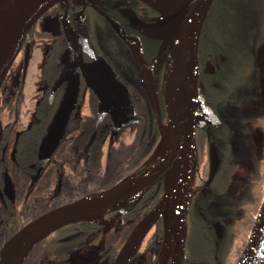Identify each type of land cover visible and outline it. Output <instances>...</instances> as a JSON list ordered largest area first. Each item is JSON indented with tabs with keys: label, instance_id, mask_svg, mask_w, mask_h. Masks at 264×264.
Instances as JSON below:
<instances>
[{
	"label": "flooded vegetation",
	"instance_id": "af4514ba",
	"mask_svg": "<svg viewBox=\"0 0 264 264\" xmlns=\"http://www.w3.org/2000/svg\"><path fill=\"white\" fill-rule=\"evenodd\" d=\"M111 5L91 0H67L54 5L43 15L45 17L43 24L39 26L42 28L36 27L37 21L31 29L1 86L0 257L6 242L24 225L46 212L71 202L62 201L61 198L64 197H60L59 192H56L52 194L51 200H47L45 197L27 198L19 211L15 202L12 201L10 193L5 189L7 184L9 188L13 186L12 188L15 189L19 186L28 187L36 184L57 186L60 189L63 185L68 184L66 176L63 173L60 175V170L63 171L62 165L67 162V170L70 171L75 168L71 163L72 156L77 153L81 155L87 148L89 153L94 144L91 132L96 133L97 130H100L101 133H104L103 129H106L102 136L104 139L107 132L113 130V121L110 115L106 113L102 117L99 116L100 103L80 76L79 69L71 71L75 51L71 47L70 37H75L76 49H79L84 62L92 63L103 57L128 91L132 87L123 82L118 73L130 72L138 79L139 64L154 71V65L161 67L170 61L172 45H167L158 56L162 42L151 39L138 22L135 23L121 10L132 11V15L137 20L147 24L155 23V19L160 17V14L137 0L128 3L123 8ZM83 26L89 30V37L85 36L86 39L80 32ZM14 67L19 70L15 76L12 71ZM74 75H78L80 81V93L77 98L79 99L81 96L84 98L89 93V101L94 102L96 107L94 113L86 116L84 124L81 125H77L78 122L75 120L77 117L71 114V110L62 122H59L58 116L62 102L71 90V78L73 79ZM31 79L36 88L37 85L38 89L40 86H44L43 90L45 91L40 96H32L36 98L34 100L36 102L34 104L35 113L28 116L21 113V107H23L26 96L24 89ZM129 96L139 116L136 107L137 101L131 92ZM43 103L47 104L45 105L47 113L41 114L40 109ZM207 131L206 134H209ZM30 133L38 134L32 144L35 148L36 158L21 159L22 149L26 148L27 137ZM154 140L155 136L152 137L151 144ZM207 140L210 153L213 141L211 137H207ZM66 142H68V148H64ZM66 150L67 160L62 158L60 161L59 156L61 157ZM211 164L210 158L208 166L204 168V185L196 192L188 209L186 250L191 251L197 241L198 228L195 223L196 216L200 214L209 224L207 229L216 237L219 236L215 240L218 241V246H222L223 253H226L225 264H229V255L225 246L232 244L236 240V236L242 233L241 227L249 223L246 208L257 203V199L260 197L257 191H261L260 186L264 179V172L262 168L260 172L263 176L262 180L253 187V178L255 182L257 175L254 177L250 169L245 182L235 189L239 182L235 181L230 184L231 175L223 174L220 169L222 167H219L218 164L213 177L210 178L213 168ZM218 187L227 190L224 196V192L221 193V189ZM164 188V184L154 185L142 197H135L136 199L127 197L128 199L110 207L104 214L103 222L105 224L84 221L71 225V228L62 227L54 231L33 246L23 264H28L33 251H37L38 256L33 264H104L108 252L120 253L133 229L143 219L142 216L151 210V206L145 207L144 202H149L147 198H151L152 202L154 200L152 198H160ZM234 189L236 192L232 191ZM137 198L140 199L137 200ZM238 204L241 205L237 206ZM123 221L128 222V227L126 230L121 228L117 234L118 245L112 246L110 242L116 235L112 227L122 225ZM108 230H112V232L106 233ZM107 245L112 247L108 251H106ZM95 253L96 258L92 259Z\"/></svg>",
	"mask_w": 264,
	"mask_h": 264
},
{
	"label": "rangeland",
	"instance_id": "374dc122",
	"mask_svg": "<svg viewBox=\"0 0 264 264\" xmlns=\"http://www.w3.org/2000/svg\"><path fill=\"white\" fill-rule=\"evenodd\" d=\"M8 0H0V5L4 4ZM92 2H99L101 4L103 3H110L111 6L120 7L123 8L128 3H133L135 0H91ZM142 2L141 0H137ZM259 1V0H258ZM66 2V1H61ZM144 3V2H142ZM145 4V3H144ZM147 5V4H145ZM149 6V5H147ZM152 8L151 6H149ZM154 9V8H152ZM155 10V9H154ZM122 12L126 13L128 18L133 19L135 23H139V25H145L146 27L152 24H147L135 18L134 15H132V11L128 9H122ZM45 17H41L36 27L38 28L43 23ZM156 25L160 24L161 18L157 17L156 19ZM42 28V27H39ZM85 38V36L89 37V30L83 26L80 31ZM81 38V37H80ZM86 39V38H85ZM102 40H105V38H102ZM158 40V39H156ZM161 41V40H160ZM178 37L175 35L171 40L172 45V52L170 53V60L167 64V68L165 70L164 75H159L161 78V81L165 78L164 87H163V103L164 106L160 103L161 107V122L162 124H166L169 120V107L167 104L166 96H165V90H166V81H167V73L168 69L173 63L175 51L178 47ZM259 57L262 65V69L264 68V49L261 48L259 50ZM115 62V61H114ZM143 66V65H141ZM139 67V66H138ZM138 74H142V70L145 71V73L149 75L154 76V72L152 69L139 67ZM13 75L15 76L16 73L19 71L17 67L13 68ZM152 71V73H151ZM120 79H123V82L127 83L129 87H132L129 91V93H132L133 98L136 102V107L139 112V116L141 119L134 125L127 126L126 128L120 130V131H110L107 132L106 138L102 139V136L105 134V130L103 129L104 133H101L100 130H97L96 133L91 132V136L94 139V144H99L100 146V154L96 157V160L93 159V151L89 150L88 148L84 150V152L81 155H78V153L75 156H72L71 163H73V168L70 171H68V167L65 165H62L63 171L60 170V175L62 173L66 176L68 184L63 185L60 189L57 186H47L45 184H36L34 186H28L23 187L19 186L16 189L12 188L13 186H10V188L7 186L5 187L6 191L10 193V196L12 198V201L15 202L16 206L18 207V210L20 211L22 209V204L24 201L27 200V198H38V197H45L47 200H51V196L53 193L59 192L60 197L62 201L65 202H74L80 197H84L85 195L91 194V193H97L104 191L106 189L111 188L112 186L130 178L139 176L143 173H149L154 169L155 160L159 156L160 149L165 141V138L163 134H161L158 126V130L160 132V136L158 137L156 144L152 145L151 139L146 140L147 138V132L150 133L151 131V122H152V116L153 113L151 112L152 106L150 103V100L146 94V91L142 85V81L140 77L138 76V79L136 76L131 75L130 72H124V73H118ZM154 78V77H153ZM73 79L80 83L79 76L74 75ZM264 80V76H263ZM8 84H11V81L8 82ZM34 82L31 79L28 85L25 87L24 92L25 95V101L23 104V107H21V113L23 115L30 116L31 114H34V104L36 103L34 100L36 98H33L32 96H40L42 92L44 93L45 90L44 86L38 89L33 85ZM80 93V89L78 92V96ZM82 95V93H81ZM46 103L42 104V107L40 109L41 114L47 113L46 110ZM94 102L89 101V93L86 94V97H80L77 98L74 104V107L71 111V114H74L77 118V125L78 124H84V119L86 116L91 115L94 113L95 109ZM93 112V113H92ZM205 108L202 104L199 105L197 109V117L199 120H201L204 117ZM200 123V121L198 122ZM77 129V128H76ZM198 127L196 128V140L194 142V148H193V158L190 168V182L192 186V195L191 199L188 204V208L186 211V232H188V209L191 204V200L195 197V194L198 190H200L204 185V179H205V172L204 168L208 166L210 162V153L208 151L209 149V142L208 140L203 139L202 137L199 139L198 137ZM208 132V131H207ZM260 134H257L256 137V151H257V158L260 161V164L262 165L263 172H264V128L260 130ZM152 135V131L151 134ZM146 136V138H145ZM38 137L37 133H30L28 134L27 141H26V148L22 149L23 154H21V159H30V158H36L35 156V148L32 146V144L35 142L36 138ZM71 138V136H70ZM143 143H149L150 147L149 150L151 152L150 155H146L144 157H140L138 161L139 151L141 150V146ZM146 144V146H147ZM68 142L64 145V148H68ZM211 150V148H210ZM88 154V157H87ZM147 154V153H145ZM35 156V157H34ZM67 150L62 153V156L60 158V161L62 158L67 160ZM93 159V160H92ZM92 161V162H91ZM212 165V164H211ZM240 176L238 178V185H236L235 189H237L243 182H245L246 177L248 176L250 172L249 166H242L239 169ZM57 174V171H56ZM70 178V180H68ZM167 180V177L164 179V187H165V181ZM71 181V182H70ZM9 183V182H8ZM12 188V190H11ZM261 191L259 192V198L257 199V203L254 204V206H248L246 209L248 211V219L249 223L245 226L241 227V232L236 236V240L232 244H226L225 249L228 252L229 255V264H236L238 258L240 257V254L242 250L244 249L249 234L251 232L252 226L254 224V220L256 218V215L260 209V206L263 201L264 197V179L261 183ZM232 190L233 192H236ZM160 198H157L156 202H153V206L151 204V200L149 202H144L145 207L151 206L153 208L161 205L164 203L163 196L165 194V188ZM31 196V197H29ZM136 199V198H135ZM151 199V198H150ZM155 199V198H152ZM35 200V199H34ZM138 200V199H137ZM154 201V200H153ZM70 203V202H69ZM17 210V211H18ZM143 215L142 217H144ZM141 217V218H142ZM246 220V219H245ZM242 220V221H245ZM91 222H97L105 224L103 221L98 222L96 220H90ZM131 223V222H130ZM129 223V224H130ZM135 223V221H134ZM123 227V230L127 229L128 222L122 223V225H116L112 227L116 233L115 237L110 242V245H118V233L121 231V228ZM112 232V230H108L106 233ZM158 235L157 239L154 237ZM8 236V235H7ZM7 238V237H6ZM5 238V239H6ZM186 239H187V233H186ZM155 247V250L152 247ZM187 246V245H186ZM103 248V246H102ZM112 247L107 245L106 251L110 250ZM116 248V247H115ZM119 248V247H118ZM187 250L185 248V257H187ZM119 253L118 252H108V254L105 256L106 262L104 264H117ZM37 251H33L29 257L28 264L35 263V260H37ZM96 258V253L92 256V259ZM71 259V257H70ZM177 259V250H176V242L174 239L173 234L168 230L165 217L163 215H159L153 223L149 226L147 229L139 247L131 257V259L128 261L127 264H175ZM185 259V258H184ZM184 261V260H183ZM23 264V263H22Z\"/></svg>",
	"mask_w": 264,
	"mask_h": 264
},
{
	"label": "trees",
	"instance_id": "16d2710c",
	"mask_svg": "<svg viewBox=\"0 0 264 264\" xmlns=\"http://www.w3.org/2000/svg\"><path fill=\"white\" fill-rule=\"evenodd\" d=\"M154 11L159 14L157 10ZM261 48L264 49V0L211 2L199 36L198 84L200 101L205 110L215 116V120L211 123L201 121L198 137L206 140L211 137L216 147L218 165L222 167L220 169L223 174L228 173L232 177L230 184L238 181L242 166H249L251 174L254 177L257 175L255 182L253 178V187L263 177L256 151L257 134L264 128V68L262 69L258 53ZM159 52L158 56L161 54ZM167 66H153L154 83L162 106L165 78L161 81L159 75L165 74ZM151 112L152 135H149L151 131L147 132L145 138L152 140L155 136L152 143L154 145L160 132L155 112L153 109ZM206 130L209 134H206ZM146 144L141 146L138 161L140 157L150 155V145ZM99 149L97 143L90 149L95 160L100 154ZM159 184H164V179L156 185ZM220 189L224 196L227 190L223 187ZM156 200L157 198L153 202ZM239 205L241 204L237 206ZM82 222L84 221L70 223L64 227L71 228V225ZM208 225L200 214L196 216L197 241L191 251L187 249L184 264L226 263V253H223L222 246H218V241L215 240L219 236L211 233L207 229ZM158 235L160 234L154 238L157 239ZM152 248L155 250L154 246Z\"/></svg>",
	"mask_w": 264,
	"mask_h": 264
},
{
	"label": "water",
	"instance_id": "95a60500",
	"mask_svg": "<svg viewBox=\"0 0 264 264\" xmlns=\"http://www.w3.org/2000/svg\"><path fill=\"white\" fill-rule=\"evenodd\" d=\"M21 6V12L14 20L11 28L8 30L6 36L2 39V45L0 47V89L5 81L13 63L17 59L23 44L25 43L31 29L34 27L36 22L54 5L61 1L67 0H19ZM145 4L151 6L157 10L160 14L161 22L160 24L153 23L152 25L145 26L141 25L146 31V33L153 39L161 40L162 45L160 52L171 43L172 38L176 35L178 37V47L175 51V55L181 49L185 61L188 63L189 76H190V87H191V98L189 101V117H190V131L192 138L195 142L196 140V128L199 126L201 121H206L211 123L215 120V116L205 110L204 117L199 120L197 119V109L201 103L199 95V63H198V43L201 28L204 19L207 15L210 4L213 0H156L158 7H155L145 0H141ZM205 1H209V6L203 18L198 33L197 41L193 44L191 40L190 33L187 27V21L194 10L203 4ZM142 23V22H141ZM143 24V23H142ZM182 28H181V26ZM70 43L74 52L73 67L71 71L78 68L80 71V76L85 81L86 85L93 92V94L98 99L101 109L99 111V116L102 117L108 113L113 121V130L120 131L125 126H130L136 124L140 117L137 114L136 108L133 101L130 99L129 91L126 86L115 76L112 71V67L105 61L103 57L98 58L92 63L84 62L81 59L79 49H76V40L74 36L70 37ZM175 59V57H174ZM139 67L141 64H139ZM142 81V85L146 91L148 75L142 70V74H138ZM152 78L153 75L151 74ZM154 82V78H153ZM167 83V81H166ZM155 84V83H154ZM71 90L67 93L65 99L63 100L58 116L59 122H62L66 116L72 111L76 98L79 92V83L71 78ZM156 101L152 102L150 100L153 111L155 112L156 119L158 122L159 130L162 133V122H161V105L159 96L156 90ZM200 121V123H198ZM188 137L187 128H183L177 136L176 147L172 159L170 160L168 166L158 174L157 180L149 187L147 190L141 194L142 197L146 192H148L154 185L159 183L161 180L167 177L168 173L176 165L179 158L183 155L186 147ZM210 157L212 163V171L210 178L213 177L215 169L217 167V152L216 147L212 143L210 150ZM157 174L153 172L143 173L139 177H154ZM125 181V180H124ZM120 182L113 187L121 188L123 182ZM177 179L174 180L169 186L165 183V194L163 196L164 203L167 202L172 194L174 193ZM112 188V187H111ZM87 196V195H85ZM84 196V197H85ZM83 198V197H82ZM128 199L125 194H117L112 197L107 203L105 208L102 210L101 214L104 219V214L107 210L120 203L121 201ZM140 199V198H137ZM75 202V201H74ZM70 202L67 204H73ZM62 205L56 209L42 214L36 219L30 221L19 229L15 234H13L9 240L6 242L2 255L0 257V264H8L10 259V253L13 243L20 237L25 236L27 233L40 226L45 222L56 221L62 219L63 222L56 228V230L70 224L79 221H90L94 220L93 217L86 215L71 217L63 212L64 207L67 205ZM164 204H161L153 209H151L143 219L136 225V227L131 232L129 238L123 245L117 260V264H127L123 263V252L130 245V243L135 239L138 233L141 231L143 226L151 220L153 217L155 219L160 215V208ZM154 219V220H155ZM153 220V221H154ZM153 223V222H152ZM55 230V231H56ZM53 233V232H52ZM187 233V232H186ZM46 238V237H45ZM44 239V238H43ZM185 248H186V234L183 242V247L181 252L178 251L177 246V259L175 264H182L185 258ZM236 264H264V198L261 207L254 220L253 227L248 237V241L242 250L240 257L238 258Z\"/></svg>",
	"mask_w": 264,
	"mask_h": 264
},
{
	"label": "bare ground",
	"instance_id": "6f19581e",
	"mask_svg": "<svg viewBox=\"0 0 264 264\" xmlns=\"http://www.w3.org/2000/svg\"><path fill=\"white\" fill-rule=\"evenodd\" d=\"M145 1L158 7L156 0ZM20 5L19 0H8L0 5V47L2 39L21 12ZM208 6L209 1H205L194 10L187 21L193 44L197 41L200 26ZM146 94L149 100L156 101L155 84L151 75L148 76ZM165 96L169 107V120L162 126L165 141L160 149L159 156L155 160L154 169L151 171L157 175L151 178L130 177L123 182L121 188L112 187L101 192L88 194L76 200L73 204H67L63 212L71 217L86 215L101 222L103 221L101 212L112 197L117 194H125L128 198L139 197L157 180L158 174L168 166L175 151L177 136L183 128H187L188 137L185 151L168 173L165 181L166 186H169L177 179L175 190L170 199L163 203L164 205L160 208L159 213L165 217L167 228L173 234L177 249L181 252L186 234V211L193 193L190 182V168L194 148L189 117V101L191 98L189 67L181 49L177 52L172 65L168 69ZM155 217L143 226L135 239L124 250L123 263H126L133 256ZM62 222V219L45 222L17 239L12 245L8 264H22L33 246L54 232ZM107 223L110 222L107 221Z\"/></svg>",
	"mask_w": 264,
	"mask_h": 264
}]
</instances>
